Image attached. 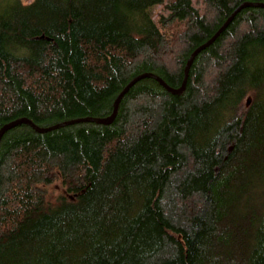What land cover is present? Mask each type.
I'll use <instances>...</instances> for the list:
<instances>
[{"label": "trees", "instance_id": "trees-1", "mask_svg": "<svg viewBox=\"0 0 264 264\" xmlns=\"http://www.w3.org/2000/svg\"><path fill=\"white\" fill-rule=\"evenodd\" d=\"M245 2L264 4L1 1L0 127L108 116L142 73L180 87ZM0 264H264V6L238 11L180 94L145 77L109 124L5 132Z\"/></svg>", "mask_w": 264, "mask_h": 264}, {"label": "water", "instance_id": "water-1", "mask_svg": "<svg viewBox=\"0 0 264 264\" xmlns=\"http://www.w3.org/2000/svg\"><path fill=\"white\" fill-rule=\"evenodd\" d=\"M250 5H261L264 6V4H255V3H250V2H245L240 4V6L238 8H236L233 13L227 18V20L222 24V26L215 32V34L209 39L207 40L205 43L201 44L200 46H198L190 55L187 64L185 66V77L183 80V83L180 87L178 88H173L171 86H169L161 77H159L158 75L154 74V73H142L137 75L136 77H134L128 85L125 86V88L119 93V95L117 96V98L115 99L114 102V106H113V111L112 113L104 118H98V117H84V118H77V119H72V120H66L63 122H59L56 123L54 125L51 126H47V127H42L39 126L37 124H35L32 120H30L29 118L26 117H20L17 118L15 120H12L8 123H6L5 125L2 126L1 130H0V140L1 137L3 136V134L5 132H7L8 130H10L11 128L21 125V124H29L30 126H32L36 131L38 132H46V131H50L59 127H63L69 124H74V123H79V122H86V121H91V122H96V123H101V124H109L111 123L117 112H118V108H119V104L120 101L122 99V97L124 96V94L128 91V89L138 80L145 78V77H152L155 78L156 80H158L163 86H165L167 88V90H169L172 93L175 94H180L186 85V81H187V77H188V72H189V68L193 62V60L195 59V57L197 56V54L202 51L205 47L209 46L219 35L220 33L227 27V25L230 23V21L233 19V17L238 13V11L240 9H242L245 6H250Z\"/></svg>", "mask_w": 264, "mask_h": 264}, {"label": "rangeland", "instance_id": "rangeland-1", "mask_svg": "<svg viewBox=\"0 0 264 264\" xmlns=\"http://www.w3.org/2000/svg\"><path fill=\"white\" fill-rule=\"evenodd\" d=\"M3 0H0V2ZM6 1H13V0H6ZM22 2H28L30 0H21ZM158 8H155V11H157ZM46 199L49 203L54 204L57 200V197L65 193V187L62 184V181L60 179H57L54 183L50 185H46Z\"/></svg>", "mask_w": 264, "mask_h": 264}, {"label": "bare ground", "instance_id": "bare-ground-1", "mask_svg": "<svg viewBox=\"0 0 264 264\" xmlns=\"http://www.w3.org/2000/svg\"><path fill=\"white\" fill-rule=\"evenodd\" d=\"M109 116V115H108ZM104 117H107V116H99L98 118H104ZM5 125V124H4ZM2 126L0 127V130H1ZM3 137V136H2ZM1 137V139H2Z\"/></svg>", "mask_w": 264, "mask_h": 264}]
</instances>
